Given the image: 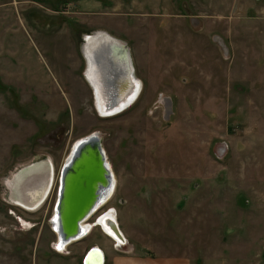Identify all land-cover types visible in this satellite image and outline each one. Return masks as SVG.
<instances>
[{"label": "rangeland", "instance_id": "1", "mask_svg": "<svg viewBox=\"0 0 264 264\" xmlns=\"http://www.w3.org/2000/svg\"><path fill=\"white\" fill-rule=\"evenodd\" d=\"M96 31L142 82L109 118L84 80ZM92 132L116 188L89 222L114 209L138 254L264 264V0H0V264H82L112 246L95 227L60 254L49 224L60 170ZM43 160L52 188L26 211L9 179Z\"/></svg>", "mask_w": 264, "mask_h": 264}, {"label": "water", "instance_id": "2", "mask_svg": "<svg viewBox=\"0 0 264 264\" xmlns=\"http://www.w3.org/2000/svg\"><path fill=\"white\" fill-rule=\"evenodd\" d=\"M93 35H96V33L93 32L89 34V36ZM117 42L123 47L121 48L120 54H123L125 50V52L128 51L125 49V44H123L122 41L119 40ZM84 44L85 41L81 44V51ZM82 54L85 58L83 51ZM97 55H94L92 60L94 58L97 60L99 57ZM99 58L102 59L103 66L105 65L104 87L111 90V95L106 94L105 96V91H103V93H98V100L101 98L102 107L98 108L95 106V109L97 114L101 117H110L120 113V110L126 106L120 107L118 109L119 112H113L117 109L116 106L125 100V96L128 93L126 90L131 88L134 82L129 73L130 69H128V73L125 76V69L121 70L120 67L113 64L110 54L107 53ZM125 61L123 64H126L127 61ZM128 62L130 63V61ZM86 65L88 68L87 61ZM88 72L90 73L91 70L89 69ZM133 72L134 70L132 69V74ZM133 91L134 88L131 94H133ZM93 95L94 103L97 104V95L94 89ZM105 111H107V113H104ZM41 162H44V160ZM41 162L33 163L28 168L40 164ZM25 169H27V167ZM110 185L111 173L107 166L101 135L98 132H92L74 143L70 155L60 170L53 216L49 222L56 235L57 247L59 246V249H63V245L71 241H76L81 237L79 231L80 224L99 207L106 197ZM94 249L95 248H92L86 253L82 264H87V257Z\"/></svg>", "mask_w": 264, "mask_h": 264}, {"label": "bare ground", "instance_id": "3", "mask_svg": "<svg viewBox=\"0 0 264 264\" xmlns=\"http://www.w3.org/2000/svg\"><path fill=\"white\" fill-rule=\"evenodd\" d=\"M95 33L96 35L89 36L87 34V35H84L82 38L83 39L82 42L85 41V44L82 47V51L86 58L85 60V58L83 57L84 64H85L84 80L88 85L90 84L89 87H91L92 94H93V89H94L95 94L97 95V104L94 103V108L95 106L99 108V107H102L101 106L102 103H101V98L100 100H98L99 99L98 93H103V91H105L104 93L105 96L106 94L111 95V90L104 87V76H105L104 66L105 65L103 66V61L99 57H102L103 55H106L107 53L110 54V58L113 64L120 67L121 70L125 69V76L128 73V69H130L129 73H130V76H132L134 85L131 88L126 90V92L128 91V93L125 96V100H123V102L118 104L116 106L117 109L113 111L115 113L116 111H118L120 107H123L126 105L123 109L120 110L121 112L117 114L119 115L129 110L136 103L142 91V84H141L142 82L135 76V68H134L132 57H131V53L129 51L125 52L126 51L125 50L123 54H120L121 48L123 47L121 44H118L119 42L117 41L119 40L112 37L110 34H108L105 31H96ZM109 37L112 39H110ZM81 44H80V47H81ZM94 55L99 56L97 60H95V58L92 60V57ZM86 61L88 63V68L86 65ZM124 61L126 62V64H123ZM128 61H130L131 65ZM89 69L91 70L90 73L88 72ZM132 69L134 70L133 74H132ZM133 88H134V91H133V94H131V91ZM104 113H107V111H105ZM110 117H113V116H110ZM81 138L77 139L76 142L80 140ZM105 156H106V153H105ZM106 161H107V166L111 173V185L109 187L110 189L108 190L106 197L103 199L99 207L84 222L80 224L79 231H80L81 237H79V239H77L76 241H71L70 243L63 245V250H62L63 252L72 243L78 242V241H81L87 238L95 227H99V229L102 230L103 234L106 237L110 236L114 238L115 240H120V238H122L118 230V223L116 221L117 216L114 210H108L106 213L96 218L97 220V222L95 220L96 223L89 222V219H91L105 204H107L110 201V199L112 198L115 192L116 180L114 178L112 168L110 164L108 163L107 157H106ZM31 164L25 165L21 169V171L17 172L15 175H13V177H11L12 179L11 178L9 179L10 180L9 187H10V190L12 191L10 198L13 201H15L17 205L23 207L26 211H30V212L39 209L40 206L44 203L45 201L44 199L46 196H48L52 188V183H53V168H52V164L49 161H44V162H41L40 164H37V165H34L28 168ZM26 167L27 169H25ZM56 244H57V241H55L54 245L56 246ZM62 251L58 253L61 254L63 253ZM93 253L94 255L92 256ZM92 254L90 258L87 259L86 261L87 264H103V256H102V253L98 249L95 248Z\"/></svg>", "mask_w": 264, "mask_h": 264}, {"label": "crops", "instance_id": "4", "mask_svg": "<svg viewBox=\"0 0 264 264\" xmlns=\"http://www.w3.org/2000/svg\"><path fill=\"white\" fill-rule=\"evenodd\" d=\"M118 230L121 236L124 237L122 232L120 231L119 226H118ZM108 238L112 241V246H106L104 248L93 246L87 250L88 252L92 248L98 249L102 253L103 264H192L190 260L184 257L176 258V257H161L157 255L153 256L150 254H138L134 249H130L127 245L117 248L114 247V243L117 240H115L110 236H108ZM91 254L92 252L90 253V255H88L87 259L90 258ZM85 255L83 256V259ZM93 255L94 253L92 254V256Z\"/></svg>", "mask_w": 264, "mask_h": 264}, {"label": "built area", "instance_id": "5", "mask_svg": "<svg viewBox=\"0 0 264 264\" xmlns=\"http://www.w3.org/2000/svg\"><path fill=\"white\" fill-rule=\"evenodd\" d=\"M122 246H126V239L124 237H122L120 240L115 241L114 243V247H122Z\"/></svg>", "mask_w": 264, "mask_h": 264}, {"label": "snow or ice", "instance_id": "6", "mask_svg": "<svg viewBox=\"0 0 264 264\" xmlns=\"http://www.w3.org/2000/svg\"><path fill=\"white\" fill-rule=\"evenodd\" d=\"M59 247V246H58Z\"/></svg>", "mask_w": 264, "mask_h": 264}]
</instances>
